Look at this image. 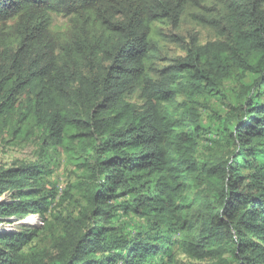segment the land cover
<instances>
[{"label": "trees", "instance_id": "1", "mask_svg": "<svg viewBox=\"0 0 264 264\" xmlns=\"http://www.w3.org/2000/svg\"><path fill=\"white\" fill-rule=\"evenodd\" d=\"M24 143L0 224L43 227L0 230V264H264V0H0V144Z\"/></svg>", "mask_w": 264, "mask_h": 264}, {"label": "rangeland", "instance_id": "2", "mask_svg": "<svg viewBox=\"0 0 264 264\" xmlns=\"http://www.w3.org/2000/svg\"><path fill=\"white\" fill-rule=\"evenodd\" d=\"M67 23V19L62 16H53V27L52 30L56 31L57 29L62 28ZM195 32L198 33L199 40L201 43H204L206 40H209L212 38V34L206 30L200 29V28H194ZM182 53L179 50V47L175 46H169L168 50L166 51V55L164 56L166 60H169L170 62H173V60H176L178 56H181ZM208 114V112L202 113V117L205 118V116ZM35 160V146L32 143H24L18 146H8L0 144V166L9 167L12 164H14L17 161H33ZM70 169H67V167L64 164V158L61 157L60 160V166L56 171L54 172L53 176L51 177V180L57 182L58 190L62 191L66 187V184L71 180L70 176ZM31 218L32 221L28 223L30 226H35L41 229L43 227V222L39 219L36 215H30L27 218H18V219H12L10 223H1L0 224V230L4 231H15L16 226L19 223L25 222V220ZM24 220V221H23ZM13 227V228H12ZM46 234H43L41 236V241L45 239ZM41 245V246H40ZM39 247H43L46 249H49L50 243L39 242ZM182 261L187 263V259L181 257Z\"/></svg>", "mask_w": 264, "mask_h": 264}, {"label": "bare ground", "instance_id": "3", "mask_svg": "<svg viewBox=\"0 0 264 264\" xmlns=\"http://www.w3.org/2000/svg\"><path fill=\"white\" fill-rule=\"evenodd\" d=\"M24 221V220H23ZM32 221V219L31 218H29V219H27V220H25V222H31ZM13 228V227H12Z\"/></svg>", "mask_w": 264, "mask_h": 264}, {"label": "water", "instance_id": "4", "mask_svg": "<svg viewBox=\"0 0 264 264\" xmlns=\"http://www.w3.org/2000/svg\"><path fill=\"white\" fill-rule=\"evenodd\" d=\"M29 222H23V224H28Z\"/></svg>", "mask_w": 264, "mask_h": 264}]
</instances>
